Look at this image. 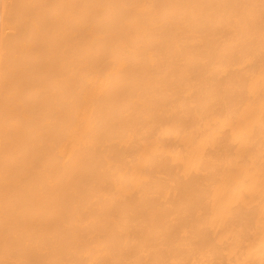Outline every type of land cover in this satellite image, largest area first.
Returning a JSON list of instances; mask_svg holds the SVG:
<instances>
[{
  "label": "bare ground",
  "instance_id": "obj_1",
  "mask_svg": "<svg viewBox=\"0 0 264 264\" xmlns=\"http://www.w3.org/2000/svg\"><path fill=\"white\" fill-rule=\"evenodd\" d=\"M0 264H264V0H0Z\"/></svg>",
  "mask_w": 264,
  "mask_h": 264
}]
</instances>
